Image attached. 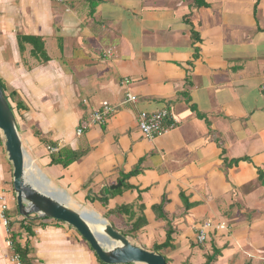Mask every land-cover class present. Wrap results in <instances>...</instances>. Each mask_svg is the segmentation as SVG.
<instances>
[{
    "label": "crops",
    "instance_id": "0c3cea01",
    "mask_svg": "<svg viewBox=\"0 0 264 264\" xmlns=\"http://www.w3.org/2000/svg\"><path fill=\"white\" fill-rule=\"evenodd\" d=\"M0 81L32 178L68 208L150 251L172 231L167 264H264V0H0ZM163 109L177 125L146 139L139 114ZM53 145L80 156L51 165ZM12 174L0 134V264L16 246L30 264H104L66 223L20 215Z\"/></svg>",
    "mask_w": 264,
    "mask_h": 264
},
{
    "label": "water",
    "instance_id": "95a60500",
    "mask_svg": "<svg viewBox=\"0 0 264 264\" xmlns=\"http://www.w3.org/2000/svg\"><path fill=\"white\" fill-rule=\"evenodd\" d=\"M0 132L13 170V190L20 215H36L64 222L75 229L104 264H167L165 258L132 243L111 225L68 208L48 192L43 181L32 178L17 120L0 86Z\"/></svg>",
    "mask_w": 264,
    "mask_h": 264
},
{
    "label": "built area",
    "instance_id": "2783aa9c",
    "mask_svg": "<svg viewBox=\"0 0 264 264\" xmlns=\"http://www.w3.org/2000/svg\"><path fill=\"white\" fill-rule=\"evenodd\" d=\"M58 4H62L65 2V0H54ZM126 84H129V81L127 80L125 82ZM262 90L264 91V84L262 85ZM126 103H135L137 102V98L128 93L126 95L125 99ZM114 108L112 105H110L107 102H104L100 109L97 111H94L92 113V124L93 125H104L107 123L108 119L110 118L111 114H113ZM169 121V124L167 122ZM178 121L175 117V115L169 111L168 109H163L158 112H155L153 114H149L146 112H141L139 114L138 118V127L142 135L148 139L153 140L158 137L166 135L168 132H170L172 129L175 128ZM85 128H83L84 130ZM82 129H79L77 131V135L80 136L83 133ZM47 151L51 154L57 153L60 149V146H47ZM2 201H4V198H1ZM7 205L3 203L0 207V220L2 221V224L4 227L9 226V219L6 216L7 212ZM213 227V224L208 222L203 226V228L199 231L198 234V241L199 243L204 242L207 239V233L206 230ZM217 229H226L227 225L225 223H220L217 226ZM9 247H12V243L9 242ZM13 261H15L16 264H22L20 260V256L18 254H15L13 257Z\"/></svg>",
    "mask_w": 264,
    "mask_h": 264
},
{
    "label": "trees",
    "instance_id": "16d2710c",
    "mask_svg": "<svg viewBox=\"0 0 264 264\" xmlns=\"http://www.w3.org/2000/svg\"><path fill=\"white\" fill-rule=\"evenodd\" d=\"M196 2H197V0H195V4H196ZM43 60L46 61V58L44 57ZM0 86H1V88L5 94V97L9 103L11 110L13 111V113L15 115V118L17 120L18 113H17L16 106H14V100H13L14 93H11L9 95L6 94L5 86L2 84L1 81H0ZM17 107L23 108V106L21 104H17ZM35 134L37 136H40V134H38L37 132H35ZM43 142L47 143V142H45V140H43ZM47 145H49V143H47ZM53 146L56 147V145H53ZM79 156L80 155L77 154L76 152H71V151H68L67 148H62V149H59V151L57 153H53L51 155V165H61L64 168H67L71 163H73L75 160H77ZM114 192L115 191H113L112 193H114ZM165 201L166 200H163L162 204L155 205L152 207V210L155 213L157 219H165L166 218V216L163 212V206H164ZM125 208H127V207H119V208H116L115 210H111L109 213H110V215H120L122 213V210H124ZM141 210L143 211L142 207H141ZM146 225H147V220L145 219V217L144 218L141 217L140 219H138V221L135 224L132 225L131 232H137L140 229H142L143 227H145ZM112 227L114 228V226H112ZM167 232L168 233H167L166 241L161 245H158V244L154 245L152 251L161 255V253H160L161 250L166 249L168 247H171V242H172L171 236H172L173 232L170 230H168ZM126 233H121V234H123L124 236H128ZM15 251L20 256V260H21L22 264H30V260L28 259V251L26 249H21L20 247L16 246ZM166 263H167V260H166Z\"/></svg>",
    "mask_w": 264,
    "mask_h": 264
},
{
    "label": "rangeland",
    "instance_id": "374dc122",
    "mask_svg": "<svg viewBox=\"0 0 264 264\" xmlns=\"http://www.w3.org/2000/svg\"><path fill=\"white\" fill-rule=\"evenodd\" d=\"M6 94H8V91L6 90ZM0 134H1V132H0ZM1 136H2V134H1ZM12 205H14V203H12ZM132 243H134V244H136V241L135 240H130ZM152 251V250H151ZM154 252V251H153ZM162 256H163V254H161ZM164 257V256H163Z\"/></svg>",
    "mask_w": 264,
    "mask_h": 264
}]
</instances>
